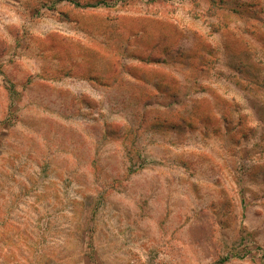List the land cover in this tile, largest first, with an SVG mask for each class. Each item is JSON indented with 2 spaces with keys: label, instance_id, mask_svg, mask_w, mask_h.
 <instances>
[{
  "label": "rangeland",
  "instance_id": "374dc122",
  "mask_svg": "<svg viewBox=\"0 0 264 264\" xmlns=\"http://www.w3.org/2000/svg\"><path fill=\"white\" fill-rule=\"evenodd\" d=\"M0 264H264V0H0Z\"/></svg>",
  "mask_w": 264,
  "mask_h": 264
},
{
  "label": "crops",
  "instance_id": "0c3cea01",
  "mask_svg": "<svg viewBox=\"0 0 264 264\" xmlns=\"http://www.w3.org/2000/svg\"><path fill=\"white\" fill-rule=\"evenodd\" d=\"M102 1H103V0H102ZM100 9L103 10L104 8L101 7ZM104 10H105V9H104Z\"/></svg>",
  "mask_w": 264,
  "mask_h": 264
},
{
  "label": "trees",
  "instance_id": "16d2710c",
  "mask_svg": "<svg viewBox=\"0 0 264 264\" xmlns=\"http://www.w3.org/2000/svg\"><path fill=\"white\" fill-rule=\"evenodd\" d=\"M77 5H79V4H77Z\"/></svg>",
  "mask_w": 264,
  "mask_h": 264
}]
</instances>
